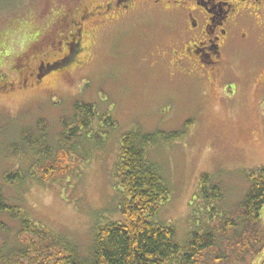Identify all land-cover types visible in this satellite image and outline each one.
I'll list each match as a JSON object with an SVG mask.
<instances>
[{"label": "rangeland", "instance_id": "1", "mask_svg": "<svg viewBox=\"0 0 264 264\" xmlns=\"http://www.w3.org/2000/svg\"><path fill=\"white\" fill-rule=\"evenodd\" d=\"M91 2L0 0V73L5 76L0 78V188L11 204L88 256L95 227L122 216L115 171L123 136L132 130L183 132L150 145L147 157L171 190L155 220L174 224L176 239L184 244L202 226L199 212L193 211L202 173L222 184L225 196L219 204L230 213L249 188L247 173L264 166L262 46L252 40L230 51L227 77L241 79L232 94L218 77L200 82L177 73L165 53L174 39L172 22L159 8L144 7L125 21L84 22L87 50L79 65L72 56L76 40L69 34L75 33L73 17L77 20L84 7L92 9ZM63 57L70 61L50 65ZM76 102L94 104L99 116L80 139L81 154L63 162L68 172L57 168L45 180L36 179L44 177L45 169L31 168L33 155L21 135L28 130L34 140L43 122L52 164L61 167L62 120L72 121ZM109 110L114 126L100 118ZM51 161L45 158L43 168ZM17 171L9 183L6 176ZM0 219L17 224L5 213ZM231 237L216 248L227 261L215 262L210 253L199 264H246L241 244ZM263 259L264 249L250 264Z\"/></svg>", "mask_w": 264, "mask_h": 264}, {"label": "trees", "instance_id": "2", "mask_svg": "<svg viewBox=\"0 0 264 264\" xmlns=\"http://www.w3.org/2000/svg\"><path fill=\"white\" fill-rule=\"evenodd\" d=\"M57 62L50 65L55 67ZM0 78L4 80L3 73ZM73 114L72 121L62 120L64 131L57 142L61 167L52 164L53 147L46 139L43 122L38 123L40 135L34 140L28 130L21 135L24 148L28 147L33 155L31 168L45 169L44 177L36 179L45 180L59 169L62 173L68 172L63 162L77 151L81 154L80 139L91 132L99 116L94 104L83 102L75 103ZM100 118L115 125L110 110ZM182 133L132 130L123 136L115 171L120 197L117 210L122 216L106 219L95 227L94 244L88 256H81L66 236L34 221L21 207L11 204L0 188V215L5 213L17 223L0 219V264H199L210 253L215 254L213 260L219 263L226 256L219 249L217 253L216 248L229 236L241 244L246 264L253 262L255 255L264 249V166L247 173L249 188L230 213L219 204L225 196L222 184L212 174L202 173L193 204L202 226L184 244L177 241L174 224L155 220L162 205L169 200L171 190L159 167L147 157V149L161 140L177 139ZM45 158L51 163L43 168ZM18 171L6 176L9 183ZM230 239L227 242L231 245ZM260 264H264V259Z\"/></svg>", "mask_w": 264, "mask_h": 264}, {"label": "flooded vegetation", "instance_id": "3", "mask_svg": "<svg viewBox=\"0 0 264 264\" xmlns=\"http://www.w3.org/2000/svg\"><path fill=\"white\" fill-rule=\"evenodd\" d=\"M91 3L92 9L84 7L77 20L73 17L75 33L69 34L76 40L72 56L79 65L83 62L82 53L87 50L84 22L125 21L144 7H157L170 18L174 39L165 51L167 61L177 73L197 81L210 82L218 77L224 88L234 94L241 79L227 77L230 51L237 43L254 40V44L262 46L264 54V0H102L97 3L92 0ZM67 46L69 52L68 43ZM65 58L57 61L63 62ZM261 79L255 83L260 85Z\"/></svg>", "mask_w": 264, "mask_h": 264}]
</instances>
